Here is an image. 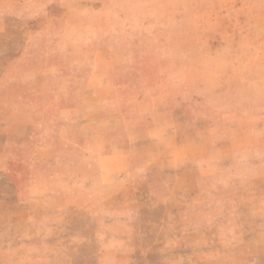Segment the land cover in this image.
<instances>
[{"label": "rangeland", "instance_id": "1", "mask_svg": "<svg viewBox=\"0 0 264 264\" xmlns=\"http://www.w3.org/2000/svg\"><path fill=\"white\" fill-rule=\"evenodd\" d=\"M0 264H264V0H0Z\"/></svg>", "mask_w": 264, "mask_h": 264}, {"label": "crops", "instance_id": "2", "mask_svg": "<svg viewBox=\"0 0 264 264\" xmlns=\"http://www.w3.org/2000/svg\"><path fill=\"white\" fill-rule=\"evenodd\" d=\"M66 16L62 11H49L45 16L44 26L35 30H26L22 34V43L24 47L43 48L47 45L49 39V33L52 28L61 26L65 22ZM116 137V136H115ZM126 141H119L117 138L106 139V146H123ZM62 159L57 161L72 162V167L78 171V173L85 174L89 171V155L83 150L65 149L61 150ZM69 163V162H68ZM227 190V188H226ZM263 257V256H262Z\"/></svg>", "mask_w": 264, "mask_h": 264}]
</instances>
